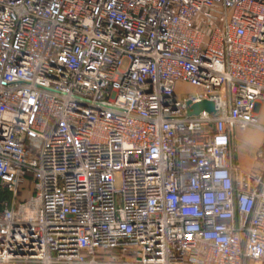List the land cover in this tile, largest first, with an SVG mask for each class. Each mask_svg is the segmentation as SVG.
Instances as JSON below:
<instances>
[{"label":"built area","instance_id":"built-area-1","mask_svg":"<svg viewBox=\"0 0 264 264\" xmlns=\"http://www.w3.org/2000/svg\"><path fill=\"white\" fill-rule=\"evenodd\" d=\"M262 101L264 0H0V264H264Z\"/></svg>","mask_w":264,"mask_h":264},{"label":"crops","instance_id":"crops-1","mask_svg":"<svg viewBox=\"0 0 264 264\" xmlns=\"http://www.w3.org/2000/svg\"><path fill=\"white\" fill-rule=\"evenodd\" d=\"M257 114L264 125V101L258 104ZM236 139L238 143L241 141L249 145L254 154L237 151V154L234 155L235 164L245 174L264 175V156L260 157V152L264 149V133L255 128H236L232 134V142Z\"/></svg>","mask_w":264,"mask_h":264},{"label":"rangeland","instance_id":"rangeland-1","mask_svg":"<svg viewBox=\"0 0 264 264\" xmlns=\"http://www.w3.org/2000/svg\"><path fill=\"white\" fill-rule=\"evenodd\" d=\"M175 90H176V93L178 94V96L180 97V99H183L187 96L192 95L197 90V88L188 82L179 81L176 84ZM260 124L264 127V125L261 123V121H260ZM257 130H259V129H257ZM259 131L264 133V131H262V130H259ZM232 145H233V149H234V155L237 154V151H239L240 153L242 152V153H246V154H248V153L254 154V151H252V148L249 145H247L241 141H239V143H238L237 139L234 140V142H232ZM3 197H9V195L7 193L0 192V199H2Z\"/></svg>","mask_w":264,"mask_h":264},{"label":"water","instance_id":"water-1","mask_svg":"<svg viewBox=\"0 0 264 264\" xmlns=\"http://www.w3.org/2000/svg\"><path fill=\"white\" fill-rule=\"evenodd\" d=\"M203 111L216 112V104L213 101L204 100L191 106L188 110L189 115H198Z\"/></svg>","mask_w":264,"mask_h":264}]
</instances>
